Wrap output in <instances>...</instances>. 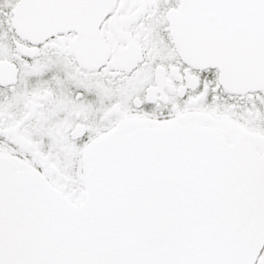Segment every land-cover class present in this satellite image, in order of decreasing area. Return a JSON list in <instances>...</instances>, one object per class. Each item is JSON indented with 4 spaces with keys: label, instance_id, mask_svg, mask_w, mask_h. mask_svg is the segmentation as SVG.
<instances>
[{
    "label": "snow or ice",
    "instance_id": "obj_1",
    "mask_svg": "<svg viewBox=\"0 0 264 264\" xmlns=\"http://www.w3.org/2000/svg\"><path fill=\"white\" fill-rule=\"evenodd\" d=\"M0 264H264V0H0Z\"/></svg>",
    "mask_w": 264,
    "mask_h": 264
}]
</instances>
